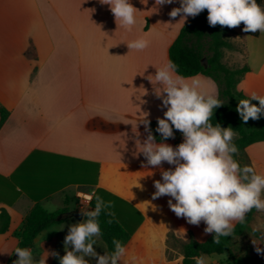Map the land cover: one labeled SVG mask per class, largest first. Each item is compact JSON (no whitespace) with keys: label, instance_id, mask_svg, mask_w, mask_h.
I'll return each mask as SVG.
<instances>
[{"label":"crops","instance_id":"obj_1","mask_svg":"<svg viewBox=\"0 0 264 264\" xmlns=\"http://www.w3.org/2000/svg\"><path fill=\"white\" fill-rule=\"evenodd\" d=\"M130 2L137 10L128 30L99 0H0V107L9 112L0 128V210L10 216L0 234V264H10L25 217L37 204L49 212L66 208L67 216L43 229L29 249L36 260L48 252L62 256L69 225L84 219L71 212L93 208V193L112 202L130 232L124 244L128 264H173L190 235L198 241L210 235L203 222L177 217L169 196L152 198L160 168L138 153L147 136L141 120L146 113L149 121L163 118L166 110L150 80L169 61V46L190 17L183 24L169 16L179 0L157 11L154 0ZM140 38L149 41L147 48L128 49L126 43ZM227 39L234 47L224 48L223 62L248 66L236 90L245 99L264 96V32L250 35L239 25ZM193 77L205 92L218 93L207 75L183 78ZM255 121L264 128V117ZM182 139L179 134L164 142L175 147ZM246 153L264 175V141L250 144ZM94 248L108 253L101 236ZM210 257L232 264L229 252ZM46 264L59 261L49 255Z\"/></svg>","mask_w":264,"mask_h":264},{"label":"clouds","instance_id":"obj_2","mask_svg":"<svg viewBox=\"0 0 264 264\" xmlns=\"http://www.w3.org/2000/svg\"><path fill=\"white\" fill-rule=\"evenodd\" d=\"M173 2L154 0L155 7ZM99 3L109 7L120 27L131 30L136 24L137 9L130 0H99ZM179 5L171 9L169 16H179L183 24L188 17L207 10L209 26L234 28L243 23L242 31L246 33L264 32V7L257 0H179ZM126 44L128 49L143 50L149 41L140 38ZM176 68L169 60L156 69L154 81L150 80L158 88L155 94L166 110L163 118L157 117L155 131L160 134L159 141L152 134L145 112L141 122L147 136L143 142L139 141L138 153L143 154L147 165L160 168L161 179L153 182L152 198L169 196L168 205L175 215L192 225L203 222L204 233L211 234L212 242L218 245L222 237L233 235L235 224L243 223L253 208L264 211V175L252 166H241L236 159L239 149L234 143L236 134L232 128L211 122L214 110L223 104L218 93L205 92L198 78L187 80L177 74ZM253 100L258 101V106ZM236 111L245 124L249 119L264 117V96L253 93L239 100ZM174 129L183 137L175 147L164 142L174 138ZM163 163L174 167L163 169ZM93 198L94 208L81 210L84 219L69 225L62 256L48 252L36 260L31 249L16 247L13 252L18 258L13 264H46L49 255L56 257L59 264H90L91 258H95L96 264H128L127 249L119 239H113L112 252L103 255L96 252L94 245L102 234L98 218L102 212L111 216L107 210L113 204L93 193L88 197L89 205ZM256 251L264 255V249L259 246ZM184 259L180 254L173 264H183ZM192 259L195 264H206L203 255Z\"/></svg>","mask_w":264,"mask_h":264},{"label":"trees","instance_id":"obj_3","mask_svg":"<svg viewBox=\"0 0 264 264\" xmlns=\"http://www.w3.org/2000/svg\"><path fill=\"white\" fill-rule=\"evenodd\" d=\"M257 3L264 7V0H257ZM243 27V23H241V30ZM230 31L231 28L220 26L219 24L215 27L209 26L207 22V10H203L195 17H190L181 27L178 35L169 46L168 59L177 66L176 72L179 76L188 77L204 74L211 77L217 83L218 97L223 104L214 110L211 122L214 125L219 123L222 127L232 128L234 133H236L234 143L239 149L236 159L241 166H251L247 157L246 147L252 143L264 141V128L256 125L252 130H246L245 126L255 120L249 119L245 124L236 111L238 101L245 99L236 90V84L242 75L248 71V66L230 67L223 62L224 48L234 47L227 39ZM247 34L256 36L258 32ZM32 51L33 48H30V52ZM204 59H206V64L204 63ZM8 115V110L0 107V128L8 118ZM149 127L152 134L159 141L160 134L155 131L157 120H150ZM179 134L181 133L174 129V135ZM91 206L93 208L95 206L94 198L91 201ZM107 211H110L112 215L108 216L105 212H102L98 219L102 233L101 237L106 242L108 253H110L114 249L112 244L113 239H119L124 245L130 236V232L124 229L123 224L114 215L111 208ZM257 213L258 210L253 208L247 213L243 223L235 224L233 235L222 237L221 243L218 245L212 242L211 234L203 241H198L190 235L187 242L181 243L182 252L185 257L183 264H195L192 258L203 254H221L224 252H229L232 264H264L263 261L251 254L237 256L231 253L233 238L244 235L251 229L250 223ZM66 216V208L49 212L41 205H35L25 217L18 247L29 249L43 229L52 223L62 220ZM109 220H111V223H108ZM9 223L10 216L8 212L5 209H1L0 234L7 231Z\"/></svg>","mask_w":264,"mask_h":264},{"label":"rangeland","instance_id":"obj_4","mask_svg":"<svg viewBox=\"0 0 264 264\" xmlns=\"http://www.w3.org/2000/svg\"><path fill=\"white\" fill-rule=\"evenodd\" d=\"M256 125V121L248 123L245 128H251ZM264 249V211H258L254 221L251 224V229L244 235L238 236L233 240L231 253L237 256L251 254L254 257L264 262V255L258 254L256 247ZM211 254H203L206 262L212 264H228L227 261L219 260V258H211ZM217 255V253H215ZM209 257L211 259H209Z\"/></svg>","mask_w":264,"mask_h":264},{"label":"water","instance_id":"obj_5","mask_svg":"<svg viewBox=\"0 0 264 264\" xmlns=\"http://www.w3.org/2000/svg\"><path fill=\"white\" fill-rule=\"evenodd\" d=\"M204 63L206 64V59H204ZM71 214H72V216H74L78 219L82 218V213L80 210H74L71 212ZM16 258H17V254L15 253L11 259L10 264H13V262L16 260Z\"/></svg>","mask_w":264,"mask_h":264}]
</instances>
